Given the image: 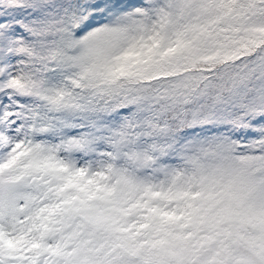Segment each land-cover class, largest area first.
<instances>
[{
	"label": "snow or ice",
	"instance_id": "obj_1",
	"mask_svg": "<svg viewBox=\"0 0 264 264\" xmlns=\"http://www.w3.org/2000/svg\"><path fill=\"white\" fill-rule=\"evenodd\" d=\"M0 264H264V0H0Z\"/></svg>",
	"mask_w": 264,
	"mask_h": 264
}]
</instances>
